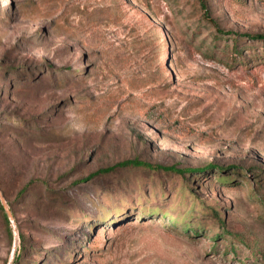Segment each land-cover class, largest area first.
Listing matches in <instances>:
<instances>
[{"label": "rangeland", "instance_id": "1", "mask_svg": "<svg viewBox=\"0 0 264 264\" xmlns=\"http://www.w3.org/2000/svg\"><path fill=\"white\" fill-rule=\"evenodd\" d=\"M208 3L232 34L197 0H0V264H264V0ZM133 158L196 171L90 176Z\"/></svg>", "mask_w": 264, "mask_h": 264}, {"label": "trees", "instance_id": "2", "mask_svg": "<svg viewBox=\"0 0 264 264\" xmlns=\"http://www.w3.org/2000/svg\"><path fill=\"white\" fill-rule=\"evenodd\" d=\"M197 1H198L199 5H200V8L203 11V14H202L203 17L205 19H207L208 21H210L211 23H213V26L218 30V32L223 33V34H232V33H229L230 31H225L224 29H222L220 27L219 23L212 17L208 0H197ZM155 29H157V31L158 30L160 31V28L158 26H156V25H155ZM226 32H228V33H226ZM233 34L236 36L235 37L234 49L236 50L237 53H240V49H239L240 48V44L243 43V41H244V39L246 37H241L242 35H239L238 32H234ZM245 34L246 35H243V36H248V38H252V39H254V40L258 41V42H262L264 40V34H255V35H250V34H247V33H245ZM142 40H144V39H141V42H143ZM168 47H169V45H168ZM165 64L168 65V57L166 58V63ZM20 68H23V67H20ZM156 68H157L156 69L157 71H160L161 70V64L159 63L156 66ZM130 166H142V167H147V168L152 169V170H163L165 172L176 173L178 175H181L182 177H186V175L196 171L195 167H193V168L192 167L179 168L176 165L153 164V163H150V162H147V161H143V160H141L139 158H133V159L122 160V161H119V162H117V163H115L113 165H110V166H107L105 168L99 169L96 172L92 173L90 176L94 177V176H96L98 174L112 172V171L116 170L117 168H126V167H130ZM27 189H28V186H26L21 191V193H23ZM1 208L4 209L3 205H1ZM5 217H6L7 221H10L8 214H5ZM257 250H258V248H257ZM18 261H19V258L17 257V259L15 260V263H18Z\"/></svg>", "mask_w": 264, "mask_h": 264}, {"label": "water", "instance_id": "3", "mask_svg": "<svg viewBox=\"0 0 264 264\" xmlns=\"http://www.w3.org/2000/svg\"><path fill=\"white\" fill-rule=\"evenodd\" d=\"M0 196H1V199H2L3 205H4V207H5L6 211H7V213H8V215H9V217L11 218V217H12V212L10 211L8 205L5 203L4 198L2 197L1 194H0Z\"/></svg>", "mask_w": 264, "mask_h": 264}]
</instances>
